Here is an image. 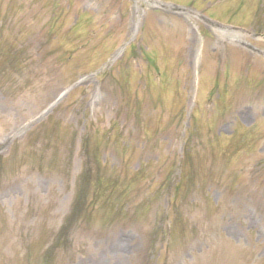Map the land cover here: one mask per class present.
I'll return each instance as SVG.
<instances>
[{"label": "rangeland", "instance_id": "374dc122", "mask_svg": "<svg viewBox=\"0 0 264 264\" xmlns=\"http://www.w3.org/2000/svg\"><path fill=\"white\" fill-rule=\"evenodd\" d=\"M0 264H264V0H0Z\"/></svg>", "mask_w": 264, "mask_h": 264}, {"label": "trees", "instance_id": "16d2710c", "mask_svg": "<svg viewBox=\"0 0 264 264\" xmlns=\"http://www.w3.org/2000/svg\"><path fill=\"white\" fill-rule=\"evenodd\" d=\"M176 183H178V181ZM176 186H177V184H176ZM81 204H82V202H81V199H80V202H78V206H81ZM76 209H77V207H76Z\"/></svg>", "mask_w": 264, "mask_h": 264}]
</instances>
